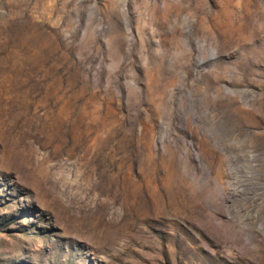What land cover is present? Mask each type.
Segmentation results:
<instances>
[{"label":"rangeland","instance_id":"rangeland-1","mask_svg":"<svg viewBox=\"0 0 264 264\" xmlns=\"http://www.w3.org/2000/svg\"><path fill=\"white\" fill-rule=\"evenodd\" d=\"M0 264H264V0H0Z\"/></svg>","mask_w":264,"mask_h":264}]
</instances>
